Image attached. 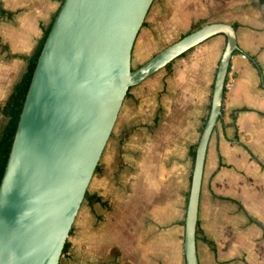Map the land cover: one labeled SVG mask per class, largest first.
Here are the masks:
<instances>
[{
    "label": "crops",
    "instance_id": "1",
    "mask_svg": "<svg viewBox=\"0 0 264 264\" xmlns=\"http://www.w3.org/2000/svg\"><path fill=\"white\" fill-rule=\"evenodd\" d=\"M61 2L0 0V116L5 118L1 107ZM206 16L233 25L238 50L226 77L232 88L224 91L205 157L198 263L264 264V0H153L134 42L132 62L147 61L153 47L176 40ZM225 40L216 34L200 43L205 65L200 96L191 92L196 78L191 69L170 76L164 67L128 90L58 264H185L184 217L193 159L189 146L179 157L173 147V89L177 83L191 93L185 107L199 101L201 119L210 102L209 76ZM158 122L166 126L163 134Z\"/></svg>",
    "mask_w": 264,
    "mask_h": 264
},
{
    "label": "water",
    "instance_id": "2",
    "mask_svg": "<svg viewBox=\"0 0 264 264\" xmlns=\"http://www.w3.org/2000/svg\"><path fill=\"white\" fill-rule=\"evenodd\" d=\"M153 0H63L30 81L0 183V264H58L128 89L223 34L209 110L193 158L184 217L185 264L196 231L208 142L221 117L233 25L202 24L132 68Z\"/></svg>",
    "mask_w": 264,
    "mask_h": 264
},
{
    "label": "rangeland",
    "instance_id": "3",
    "mask_svg": "<svg viewBox=\"0 0 264 264\" xmlns=\"http://www.w3.org/2000/svg\"><path fill=\"white\" fill-rule=\"evenodd\" d=\"M202 19L205 20V22L203 24L212 22V16H206ZM198 20H200V19H198ZM198 20H196V21H198ZM144 21H145V19H144ZM196 21H194V22H196ZM194 22H192V23H194ZM189 29H190V27H189ZM184 34L185 33H183L179 37L176 36V40L179 39L180 37H182ZM173 39L174 38L170 39L166 43L158 45L157 47L156 46L153 47V49L150 50V52H149V56H153L156 52L160 51L162 48H164L165 46L170 44V42L173 41ZM203 51H204L203 47L199 44V45L193 47L192 49H190L189 51H187L182 57H177L176 59L171 61V64L167 67L168 68L167 73L170 74V76H172L171 74H173L175 72L187 73V72H185V70L188 71L191 69L196 76L194 90L191 92H192V94H194L197 97L200 96V91L203 88V86H202L203 79L205 77L204 76L205 65H203V63H202ZM246 58H243V59H246ZM145 59H142L140 61V63H138L137 60H134L132 62V59H131L132 68L134 69V68L138 67L139 64L141 65L142 62L145 61ZM216 65H217V63L215 64V67L212 70L211 75L209 76V81H210L211 85H212ZM178 79H179L178 81H181V78H178ZM173 82L175 83V81H173ZM176 84L177 83H175V86L173 89L174 94L172 96L173 108H174V115H173V119H172V120H174L172 123V132H173L172 143L174 144V146H173L174 149H177L178 152L180 151L178 154V157H179V155L181 153H184V154L186 153L188 146H189L190 150H195L199 135H200L201 130L203 128V122L206 120V117L208 114L209 104H208V108L205 109V114L200 119L199 116L201 115L202 112L199 113L200 112V108L198 107L199 101L196 100V102L194 104L190 105L189 107H185L184 104L190 103V102H188V100H189V96L191 93L187 92L186 88H185V91L182 90L180 85H178V87H177ZM136 85H138V84H136ZM134 86H131L129 91H132V89H134ZM209 88H210V85H209ZM210 92H211V88L209 89V91H207L208 102H209V98H210ZM182 109L185 110L184 115L180 114ZM206 111H207V113H206ZM185 117L187 118V122H183ZM5 121H6V119L4 117L0 116V128H1V126H3L5 124ZM157 126H158L157 127L158 131L161 132V134H163V130H165L166 126L164 127V125L160 122H158ZM183 159L184 158H179L177 160L179 162H181V160H183ZM173 160L175 162H177L175 157H173Z\"/></svg>",
    "mask_w": 264,
    "mask_h": 264
},
{
    "label": "trees",
    "instance_id": "4",
    "mask_svg": "<svg viewBox=\"0 0 264 264\" xmlns=\"http://www.w3.org/2000/svg\"><path fill=\"white\" fill-rule=\"evenodd\" d=\"M63 1V0H61ZM57 12L53 15L50 23L46 26L42 27V35L37 40V43L32 51V53L27 57V65L25 67L24 72L21 75L20 80L12 87L11 92L9 93L8 97L4 101L1 112L6 118V122L2 128V131L0 133V183L1 179L5 170V166L7 163V159L9 156V152L11 149V145L14 139V135L17 129L20 113L22 111L23 103L30 85V81L37 63V59L40 55V52L42 50L43 44L45 42V39L48 35V32L51 28V25L54 21V18L56 16ZM205 22L204 19H200L194 23L191 24L190 29L185 33H189L192 30L198 28ZM144 25V22L143 24ZM236 27L237 25L234 24ZM186 53V52H185ZM185 53L181 54L179 57H182ZM171 64H167L165 67H168ZM130 89V88H129ZM128 89V90H129ZM225 91V89H224ZM128 92V91H127ZM205 122V121H204ZM203 122V125H204ZM190 156L192 159L195 155V150L189 151ZM198 233V223H197V231ZM68 249V242L66 241L61 253V256H64Z\"/></svg>",
    "mask_w": 264,
    "mask_h": 264
},
{
    "label": "built area",
    "instance_id": "5",
    "mask_svg": "<svg viewBox=\"0 0 264 264\" xmlns=\"http://www.w3.org/2000/svg\"><path fill=\"white\" fill-rule=\"evenodd\" d=\"M241 57L242 58H246V55L245 54H241ZM232 80H231V78L230 79H228V80H226L225 81V85H224V89L225 90H230L231 88H232Z\"/></svg>",
    "mask_w": 264,
    "mask_h": 264
}]
</instances>
